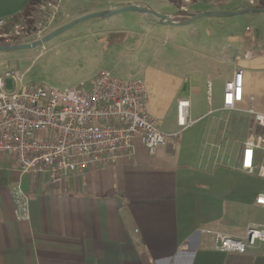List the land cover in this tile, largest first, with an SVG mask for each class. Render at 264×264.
Listing matches in <instances>:
<instances>
[{
	"label": "crops",
	"instance_id": "crops-1",
	"mask_svg": "<svg viewBox=\"0 0 264 264\" xmlns=\"http://www.w3.org/2000/svg\"><path fill=\"white\" fill-rule=\"evenodd\" d=\"M28 1L0 0V18L16 19ZM188 1L162 12L147 0L107 5L90 0L60 15L64 24L90 12L143 2L175 21L205 11L191 9ZM251 1L233 10L248 8ZM244 13L255 24L252 32L246 27L241 37L236 25L215 28L216 36L194 38L195 56L186 71L147 66L135 78L144 81L147 110L165 134L154 154L138 137L130 157L59 182L45 173L33 179L10 155L0 154V264H264L259 245L245 253L214 248V232L242 236L249 224H264V207L255 203L264 193L255 181L261 177L239 168L254 125L248 110L264 114V52L259 51L264 50V12ZM152 17L143 14L148 23ZM93 21L107 25L113 18ZM237 68L243 70L242 98L225 108L224 84ZM183 100L188 101V126L178 123ZM17 185L31 194L28 219L14 212Z\"/></svg>",
	"mask_w": 264,
	"mask_h": 264
},
{
	"label": "built area",
	"instance_id": "built-area-1",
	"mask_svg": "<svg viewBox=\"0 0 264 264\" xmlns=\"http://www.w3.org/2000/svg\"><path fill=\"white\" fill-rule=\"evenodd\" d=\"M59 11V0L43 2L36 6L39 20L33 28L28 29L22 17L11 19L12 26L0 31V37L8 44L16 43L13 38L18 37L41 38L49 32ZM6 21L0 18V30ZM18 76L14 71L0 74V154L10 155L19 171L33 179L45 173L52 182H59L87 168L117 164L132 155L138 137L149 154L164 144L165 134L147 110L143 80L121 79L102 69L93 76L89 87L58 89L24 85L19 83ZM242 76L243 70L237 68L225 82L222 97L225 108H234L241 100ZM7 78L14 80L11 90L6 88ZM187 108L188 101H179L180 126L192 123L187 119ZM248 111L254 125L242 147L239 168L264 178V114L252 108ZM12 193L16 218L28 219L31 194L22 191L19 185ZM255 203L264 207V193L256 196ZM214 236V248L218 251L245 253L259 245L264 254V224H249L242 236L221 232H214Z\"/></svg>",
	"mask_w": 264,
	"mask_h": 264
},
{
	"label": "rangeland",
	"instance_id": "rangeland-1",
	"mask_svg": "<svg viewBox=\"0 0 264 264\" xmlns=\"http://www.w3.org/2000/svg\"><path fill=\"white\" fill-rule=\"evenodd\" d=\"M59 1L58 18L50 26L49 32L62 25L60 12L65 13L68 10L86 7L90 0ZM99 1L107 5V3L114 4L123 0ZM147 1L162 12H173L184 0ZM217 1L220 0H189L187 3L193 10L232 12L237 11L233 10L236 5H241L247 0H224L221 3ZM125 5L127 4L122 6ZM35 14L34 24L39 20ZM249 16L247 13L203 16L185 26L157 24L153 17L148 23L143 19L142 13L132 11L110 16L113 21L107 25H94L92 22H95L93 20L97 18H91L36 48L0 51V74L14 71L18 73L21 84L65 89L88 87L93 76L102 69L110 71L121 79L142 77L147 66L158 70L184 72L190 68L195 56L193 49L195 37L203 41L208 35L216 36L215 28L227 25L238 26L237 32L242 37L246 27L251 32L255 29V24L249 21ZM19 17L25 21L22 14L17 18ZM34 24H27V28H33ZM202 28L209 30L207 34ZM0 31H7L6 25ZM218 35L221 37V34ZM21 38L18 37L17 40L13 38V40L17 41L16 43L35 40L32 36ZM0 44L8 43L4 37H0ZM5 84L6 88L11 90L14 87V80L7 78ZM255 179L257 185L264 188V178ZM261 214L264 216V211Z\"/></svg>",
	"mask_w": 264,
	"mask_h": 264
},
{
	"label": "water",
	"instance_id": "water-1",
	"mask_svg": "<svg viewBox=\"0 0 264 264\" xmlns=\"http://www.w3.org/2000/svg\"><path fill=\"white\" fill-rule=\"evenodd\" d=\"M128 11L138 12V13L153 16L156 19V21L160 24L165 23L168 25H186V24H189L190 22L194 21L195 19H197L199 17H203V16L239 15V14H242V13L248 12V11L264 12V8L263 9H254V8L248 7V8H244L241 10L232 11V12L204 11V12L194 13L186 19L175 21V20L171 19V16H169L167 14L159 13V12L155 11L154 9H152L147 4H144V3L131 4V3H129L125 6L115 8V9H111V10H99V11H94V12L84 14V15L79 16L73 20H70L69 22H66V23L58 26L57 28L51 30L50 32H48L47 34L42 36L41 38H38V39L30 41V42L14 43V44H0V51L5 52V51L20 50V49L36 48V47L42 45L43 43L47 42L48 40L54 38L55 36L63 33L64 31L74 27L75 25H77V24H79V23H81L87 19H91V18L104 19V18H108L112 15L122 13V12H128Z\"/></svg>",
	"mask_w": 264,
	"mask_h": 264
},
{
	"label": "trees",
	"instance_id": "trees-1",
	"mask_svg": "<svg viewBox=\"0 0 264 264\" xmlns=\"http://www.w3.org/2000/svg\"><path fill=\"white\" fill-rule=\"evenodd\" d=\"M48 0H29L28 4L24 7L22 11V15L25 17L26 24L33 25L35 22L34 14L36 12V6L39 4L46 2ZM250 8L254 9H263L264 8V0H252ZM188 17L182 18L186 19ZM12 24L11 20L6 21V28H10Z\"/></svg>",
	"mask_w": 264,
	"mask_h": 264
}]
</instances>
